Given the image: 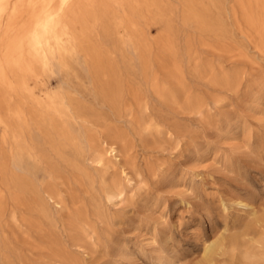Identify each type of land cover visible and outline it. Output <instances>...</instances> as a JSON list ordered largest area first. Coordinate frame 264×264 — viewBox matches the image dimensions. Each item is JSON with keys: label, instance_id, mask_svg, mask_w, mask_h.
Segmentation results:
<instances>
[{"label": "rangeland", "instance_id": "rangeland-1", "mask_svg": "<svg viewBox=\"0 0 264 264\" xmlns=\"http://www.w3.org/2000/svg\"><path fill=\"white\" fill-rule=\"evenodd\" d=\"M18 1L0 264H264V0H84L6 58Z\"/></svg>", "mask_w": 264, "mask_h": 264}, {"label": "bare ground", "instance_id": "bare-ground-1", "mask_svg": "<svg viewBox=\"0 0 264 264\" xmlns=\"http://www.w3.org/2000/svg\"><path fill=\"white\" fill-rule=\"evenodd\" d=\"M82 1L84 0H40L42 6L49 4L48 7L42 10L41 7L35 6L36 0H27L32 6L28 22L22 29L16 31L14 39L7 45L6 58H10L14 55L17 43L26 35H29L32 38L31 47L36 56L44 58V49H49V41L46 39L42 41L39 37L38 30L42 34H47L48 32H53L57 27H61V20L64 12L71 10ZM25 2L26 0H19L12 5L9 12L8 29L16 27V21L22 15L21 13H23ZM11 3L12 0H0V17L7 12ZM42 42H44V44H42ZM43 46L44 49L42 48ZM108 149L109 155L111 154L115 156L117 154L115 145L109 144ZM239 205L244 206L245 204L244 202H239Z\"/></svg>", "mask_w": 264, "mask_h": 264}]
</instances>
